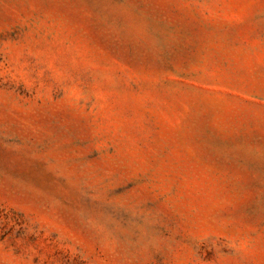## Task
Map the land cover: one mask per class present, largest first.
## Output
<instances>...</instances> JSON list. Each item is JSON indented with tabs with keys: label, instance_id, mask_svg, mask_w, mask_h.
<instances>
[{
	"label": "rangeland",
	"instance_id": "1",
	"mask_svg": "<svg viewBox=\"0 0 264 264\" xmlns=\"http://www.w3.org/2000/svg\"><path fill=\"white\" fill-rule=\"evenodd\" d=\"M0 264H264V0H0Z\"/></svg>",
	"mask_w": 264,
	"mask_h": 264
}]
</instances>
